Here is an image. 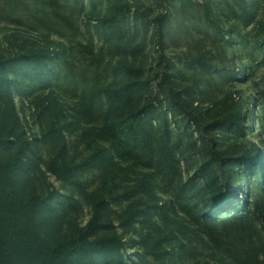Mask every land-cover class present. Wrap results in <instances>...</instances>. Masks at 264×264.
I'll return each mask as SVG.
<instances>
[{"label":"rangeland","instance_id":"obj_1","mask_svg":"<svg viewBox=\"0 0 264 264\" xmlns=\"http://www.w3.org/2000/svg\"><path fill=\"white\" fill-rule=\"evenodd\" d=\"M190 1L183 9L181 0H0V137L9 141L0 156L17 153L10 131L29 141L20 193L46 200L37 225L50 244L79 237L96 218L94 238L115 234L124 245L106 259L73 254L69 264H236L202 225L212 210L217 222L237 217L232 205L216 210L199 174L213 137L226 159L217 167L225 193L260 216L264 0ZM165 75L185 102L177 109ZM129 80L144 134L111 111L109 87ZM86 85L99 96L94 106L83 101ZM127 102L118 97V112ZM228 109L244 130L214 122ZM51 159L68 162L83 188L50 174Z\"/></svg>","mask_w":264,"mask_h":264},{"label":"trees","instance_id":"obj_2","mask_svg":"<svg viewBox=\"0 0 264 264\" xmlns=\"http://www.w3.org/2000/svg\"><path fill=\"white\" fill-rule=\"evenodd\" d=\"M55 2L56 4H60L59 0H55ZM181 4L183 9H188L191 1L181 0ZM121 9L122 8L119 7L118 10ZM129 50L136 53L140 51V48L130 47ZM39 53L42 52H31L32 55H37ZM43 54L47 57L49 55L48 52H43ZM125 69L131 70L130 67H125ZM34 76H37L36 69L34 70ZM168 78L169 77L165 75L162 88L168 89L169 96H172L173 99L177 101V109L185 102L181 96L179 97V93H177V90L174 88V85H177V83H172ZM123 96L128 98V104L125 109L118 112L116 109L118 107L116 105L117 100L118 97L122 98ZM96 97L99 96L94 94L92 90L89 93V86H87V88L85 87L83 90V101L90 98L94 106L96 104ZM134 97L135 90L134 87L130 85V80L127 81L125 85H114V87H109L108 98L111 111L115 113V116H119L118 120L120 122L123 123L124 119L127 120L128 124H130V130H136L140 134H144L146 129L141 121H138L136 125L133 122V107L135 106ZM147 110L146 105H142L139 112ZM137 118L136 116V119ZM214 122L221 126H239L244 130L241 117L229 109L220 114L219 118ZM253 122L254 120L252 118V123ZM205 133L207 134L208 132ZM10 134L16 137L20 144L17 153L10 158L3 159L0 156V264H69L73 254L80 256L98 254L105 259L114 252H118L119 254L121 247L124 245L117 235L114 234L109 237L94 238L98 228L96 224L99 223L96 218L89 223L87 230L82 232L79 237L73 236L70 239L61 240L55 244H50L46 240L41 229L37 225L38 217L45 211L46 200L37 195L24 197L20 193L18 181V175L25 165L23 157L31 150L30 143L22 135L15 134L12 131H10ZM6 141L7 140L0 137V148L6 144ZM208 146L209 156L208 159L201 164L199 174L206 181L211 197L215 200L216 210L220 211L232 205L234 215L237 216L233 217L232 220L223 219L217 222V219L214 218L216 214L215 210L210 211L207 214L208 216L203 215L202 218L204 221L202 225L209 233L208 239L216 248L223 246L225 242V246H227L231 252L230 258L236 264H264V195L261 193V189H264V170L262 167H257L255 169L256 183L259 185V188L256 187L254 192L259 198L258 201H254V207L260 213V216H257L255 210L251 209L250 211L247 203L237 201V197L234 193H230V191L225 193L224 186L220 183V178L217 174V167L223 168L226 159L222 156L214 137ZM256 150H258V147H256ZM250 153L251 151L246 152V154ZM160 154V160L169 165L171 174L173 173V176L177 175L180 170V165L176 159L172 158V161H170V159L168 160L164 150L160 152ZM257 155L258 152L255 157H257ZM250 157L253 156L250 155L249 158ZM164 162L160 163L162 164ZM44 165L47 171L62 183L79 189L83 188V183L68 162H60L51 159L49 161H44ZM178 178L177 184L182 185V173H180ZM181 189H186V186H182ZM145 193L148 195L147 192ZM185 195H187V193H185ZM259 205H261L260 208ZM259 220H262L261 230L257 227L256 223L257 221L260 222ZM229 227H231L232 230ZM219 229H221V233H218Z\"/></svg>","mask_w":264,"mask_h":264}]
</instances>
